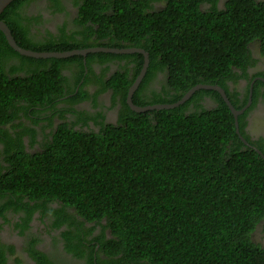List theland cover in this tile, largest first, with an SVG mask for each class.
Returning a JSON list of instances; mask_svg holds the SVG:
<instances>
[{
    "label": "trees",
    "instance_id": "16d2710c",
    "mask_svg": "<svg viewBox=\"0 0 264 264\" xmlns=\"http://www.w3.org/2000/svg\"><path fill=\"white\" fill-rule=\"evenodd\" d=\"M141 1L83 0L81 19L93 24L87 26L92 35L82 41L64 33L34 42L25 24L29 17L21 12L28 0H12L0 18L22 47L36 51L94 45L144 48L148 72L156 65L168 80L161 92L152 87L148 101L141 92L151 80H142L134 93L136 104H173L197 84H220L237 107L226 79L235 77L234 66L246 68L253 41L264 54V0H229L222 11L214 6L201 10L199 0H172L155 12ZM94 55L89 53L88 60ZM82 58L21 54L0 30V122L17 117L22 100L37 111L52 102L54 108L58 98L74 93V80L61 68L82 63ZM119 81L110 83L124 99L122 124L95 132L64 122L37 155L6 133L19 143L7 142L5 148L12 165L5 172L12 174L16 190L42 200L41 207L53 199L62 202L61 209H54L58 225L74 223L77 231L85 221L97 220L114 236L107 239V249L122 253L126 264H264L260 236L252 238L264 221V156L244 142L249 140L243 129L247 111L238 116L237 132L226 100L216 90L201 88L178 106L138 112L125 103L133 81ZM211 92L216 102L201 104ZM70 206L77 214H68ZM63 234L69 245L82 241L79 231ZM42 257L40 264H55Z\"/></svg>",
    "mask_w": 264,
    "mask_h": 264
},
{
    "label": "flooded vegetation",
    "instance_id": "af4514ba",
    "mask_svg": "<svg viewBox=\"0 0 264 264\" xmlns=\"http://www.w3.org/2000/svg\"><path fill=\"white\" fill-rule=\"evenodd\" d=\"M171 1L143 0L141 2L144 3L147 11L155 12L166 8ZM228 1L199 0L198 5L201 10L211 9L214 6V9L222 11L226 9ZM82 3L83 0H28L21 12L29 17L25 24L29 28L32 40L34 42L45 40L51 36H62L66 33L68 37L73 36L82 41L85 40L86 35H92L91 29L87 26L93 23L81 19L79 14ZM126 47L144 49L140 46ZM249 47L252 52V57L249 59L251 63L248 62L245 69L234 66L236 75L227 78L226 84L232 98L239 101L236 108L242 111L238 116L247 111V120L243 129L248 134L249 140L244 141L245 144L263 153L258 145L264 147V74H261L264 72V54L261 53L259 42L256 40L249 44ZM97 52L104 51L89 52L95 54L89 60V53L86 56L75 54L83 56L82 63L73 61L61 68V72L69 76L68 80H74L70 89L75 87V92L58 98L56 107H52V102L44 107L37 106V111H33L29 108V102L22 100L17 102V106L23 108L18 112V116L11 121L0 122V169L3 166L0 170V264H40L42 256L45 255L55 264H126L127 262L122 253L107 249V239L114 236L107 227L103 229L97 220L85 221V225L79 226L77 231L80 232L82 241L75 240L72 242L73 245H69L63 232L71 229L75 233L77 228L74 223L72 226L68 223L56 224L57 217L54 214V209H61L63 203L53 199L46 203L42 202L41 207L39 203L42 200L32 199L26 193H22L20 188L17 191L15 179L11 178L12 174L5 172L6 167L11 165L5 154L7 142H12V146L19 145L18 142L11 141L6 133L12 134L14 139H21L27 153L37 155L44 151L49 141H53L60 124L64 122L80 131L98 132L105 126L119 125L125 121L127 111L124 108V99L110 80L133 81L129 85L125 98V103L132 110L135 108L130 104L129 97L131 87L136 80H151L148 84L149 88L146 87L141 92L145 98L143 101L151 99L152 87L156 88V92H161L164 80H168L166 71L156 65L149 72L148 65L142 74L145 55L141 50L128 53L107 51L106 53L114 54L107 56H99ZM141 54L144 57L142 64ZM139 85L131 95L133 104H136L133 97ZM83 90L88 94H84ZM209 90L215 89L209 88ZM218 92L221 94L220 91ZM72 94L75 97L69 99ZM212 94L213 92L205 93L199 102L205 106L214 104L216 100ZM221 96L223 97L222 94ZM227 96L229 97L228 94ZM63 98L68 101L64 102ZM151 105L153 104L141 106ZM65 106L67 112H64ZM26 108L30 109L27 111L28 115L24 113ZM12 159L16 160V158ZM17 160H20L19 157ZM5 177L9 179L4 181ZM66 208L68 214H77L74 207ZM69 217L71 218V215ZM78 218L84 220L82 216L78 215ZM101 222L106 224V219L103 218ZM263 223L264 221L258 224L254 232L256 236H264Z\"/></svg>",
    "mask_w": 264,
    "mask_h": 264
},
{
    "label": "water",
    "instance_id": "95a60500",
    "mask_svg": "<svg viewBox=\"0 0 264 264\" xmlns=\"http://www.w3.org/2000/svg\"><path fill=\"white\" fill-rule=\"evenodd\" d=\"M12 0H0V15L3 12V10L5 9V7L11 2ZM0 30H2L4 32V34L6 35V38L9 42V44L17 51H19L21 54H25V55H29V56H34V57H43V58H49V57H57V58H61V57H68L71 55H75V54H81L86 56L89 52H96V51H113V52H118V53H128V52H133V51H142V53H144L145 55V64H144V69L142 74H144V72L147 69V66L149 65V53L146 52L144 49H140V48H135V47H122V48H113V47H108V46H103V45H98V46H89V47H85V48H75L72 50H63V51H57V50H45V51H36L33 49H28V48H24L22 47L17 40L15 39L13 32L11 30V28L9 27V25L0 18ZM140 79V78H139ZM141 80H136L135 84L131 87V91H130V97H129V102L130 104L135 108V110L137 111H145L148 109H154V108H163V107H173V106H178L181 103L185 102L187 99H189L192 94L201 88L204 89H209V88H213L215 90H218L221 92V94L223 95L224 99L226 100V102L228 103L230 109L232 110V112L235 115L236 118V127H237V132H239V119H238V114L242 111L237 109L231 102V100L229 99V97L227 96L224 88H222L220 85H213V84H197L194 87H192L191 89H189V91H187L184 96L177 101L176 103L173 104H153L151 106H141V105H136L132 103L131 100V95L133 93V91L137 88V86L139 85ZM244 141L245 138H243ZM260 153L261 151L259 149H257ZM263 155V153H261ZM264 156V155H263ZM262 245L264 246V239L261 241Z\"/></svg>",
    "mask_w": 264,
    "mask_h": 264
},
{
    "label": "clouds",
    "instance_id": "9594fccd",
    "mask_svg": "<svg viewBox=\"0 0 264 264\" xmlns=\"http://www.w3.org/2000/svg\"><path fill=\"white\" fill-rule=\"evenodd\" d=\"M192 95H193V94H192ZM187 100H188V99H187ZM187 100H186V101H187ZM155 104H156V103H155ZM158 104H164V103H158ZM166 104H167V103H166ZM163 108H164V107H163ZM255 237H257V236H256L255 233H254V234L252 235V238L255 239ZM263 239H264V236H263V237H260V238L258 239V241H262ZM261 246L264 247V246L262 245V242H261Z\"/></svg>",
    "mask_w": 264,
    "mask_h": 264
}]
</instances>
